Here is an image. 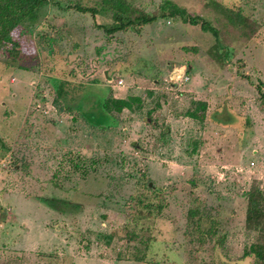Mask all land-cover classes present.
I'll list each match as a JSON object with an SVG mask.
<instances>
[{
	"label": "rangeland",
	"instance_id": "obj_1",
	"mask_svg": "<svg viewBox=\"0 0 264 264\" xmlns=\"http://www.w3.org/2000/svg\"><path fill=\"white\" fill-rule=\"evenodd\" d=\"M126 1L157 13L164 0ZM169 1L218 39L163 18L138 34L106 36L95 25L110 23V13L93 19L70 9L93 0H50L17 58L0 50V264H250L242 258L253 237L244 231L246 193L252 183L264 192L256 90L264 83V0ZM216 45L229 59L217 57ZM127 96L142 107L123 110L107 128L77 108L90 114L101 100ZM192 101L207 104L202 122L185 115ZM147 184L163 189L167 206L141 220L134 212ZM43 198L80 209L64 215ZM195 203L218 220L222 248L185 244Z\"/></svg>",
	"mask_w": 264,
	"mask_h": 264
},
{
	"label": "trees",
	"instance_id": "obj_2",
	"mask_svg": "<svg viewBox=\"0 0 264 264\" xmlns=\"http://www.w3.org/2000/svg\"><path fill=\"white\" fill-rule=\"evenodd\" d=\"M93 6H80L74 4L72 8L81 14H89L93 19L97 15H107L110 13L111 22L108 24H99L95 27L102 31L106 36H114L124 32L140 33L142 29L154 23L159 18L179 19L181 22L190 23L206 33H209L216 40L218 31L211 27L199 16H190L186 9L175 5L169 0H164L157 13L135 11L131 4L126 0H93ZM50 0H0V50H7L8 58L19 55L20 45L23 37L33 38L34 31L42 27L41 16ZM69 9V8H68ZM227 14L233 24L241 25L244 18L240 14H234L230 9H226ZM40 41L45 43L43 32H37ZM44 37V38H43ZM215 40V41H216ZM41 43V44H43ZM218 44V43H217ZM226 49L224 48V51ZM217 57L224 60L229 59L230 52L225 51L220 54L219 45L215 46ZM63 85V84H62ZM56 86L54 98L55 106L63 99V86ZM259 95V107L264 112V83L259 82L256 86ZM89 102V101H87ZM191 108L185 115L198 122L206 119L207 104L201 101H192ZM94 113H86L85 105H78L79 112L86 122L97 128H107V120L110 118L117 120V116L123 110L129 112L140 110L142 101L135 96L126 98L109 97L101 100ZM62 110L67 108L64 105ZM256 183H252L249 191L246 193V205L244 213V231L247 235H253L249 245L243 250L242 258L250 259V264H264V192ZM163 189L155 188L152 184L146 185V192L138 199L136 203L135 215L141 220H151L159 218L167 206L162 193ZM43 205L52 211L61 214L75 213L80 209V205L73 202H59L56 199L43 198ZM219 222L214 217L209 216L204 210V206L194 204L186 214V223L184 229L185 244L189 247L197 246V250L204 247L215 251L222 248L224 237L219 236ZM147 242V240H146ZM213 264V263H201Z\"/></svg>",
	"mask_w": 264,
	"mask_h": 264
},
{
	"label": "built area",
	"instance_id": "obj_3",
	"mask_svg": "<svg viewBox=\"0 0 264 264\" xmlns=\"http://www.w3.org/2000/svg\"><path fill=\"white\" fill-rule=\"evenodd\" d=\"M179 73H177L175 76H176V79H178V80H184V81H188V77H187V75H186V72H180V71H178ZM183 81V82H184ZM122 85V80H119L118 82H117V87H120Z\"/></svg>",
	"mask_w": 264,
	"mask_h": 264
}]
</instances>
